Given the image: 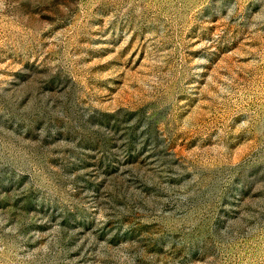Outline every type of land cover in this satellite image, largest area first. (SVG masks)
Masks as SVG:
<instances>
[{
    "label": "rangeland",
    "instance_id": "374dc122",
    "mask_svg": "<svg viewBox=\"0 0 264 264\" xmlns=\"http://www.w3.org/2000/svg\"><path fill=\"white\" fill-rule=\"evenodd\" d=\"M0 264H264V0H0Z\"/></svg>",
    "mask_w": 264,
    "mask_h": 264
}]
</instances>
